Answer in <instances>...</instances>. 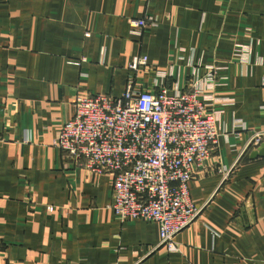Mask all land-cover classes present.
<instances>
[{"label": "crops", "instance_id": "crops-1", "mask_svg": "<svg viewBox=\"0 0 264 264\" xmlns=\"http://www.w3.org/2000/svg\"><path fill=\"white\" fill-rule=\"evenodd\" d=\"M146 16L157 26L135 35L130 20ZM137 56L167 73L169 95L223 68L211 111L223 135L189 182L207 206L176 253L158 224L117 219L111 175L68 168L55 147L77 99L122 97L133 74L135 90L158 89L153 71L131 70ZM257 133L264 0H0V264H264V139L247 148ZM235 165L224 181L218 169Z\"/></svg>", "mask_w": 264, "mask_h": 264}, {"label": "built area", "instance_id": "built-area-1", "mask_svg": "<svg viewBox=\"0 0 264 264\" xmlns=\"http://www.w3.org/2000/svg\"><path fill=\"white\" fill-rule=\"evenodd\" d=\"M157 24L152 16L130 20L135 35ZM238 47L236 56L246 64L247 48ZM142 67L160 79L158 89L135 90L133 74L122 97L98 94L77 99L74 117L63 125L55 147L68 168L85 169L92 176L111 175L117 219L158 224L161 247L176 253L178 237L207 206L194 204L189 182L223 135L218 116L212 113L219 102L214 93L223 68L213 65L205 76L187 81L186 89H173L169 95L163 83L167 73L150 68L147 56H137L130 64L134 73ZM237 125L241 126L239 121ZM263 139L264 134H255L247 148L260 146ZM235 169L236 165L218 171L225 181Z\"/></svg>", "mask_w": 264, "mask_h": 264}, {"label": "water", "instance_id": "water-1", "mask_svg": "<svg viewBox=\"0 0 264 264\" xmlns=\"http://www.w3.org/2000/svg\"><path fill=\"white\" fill-rule=\"evenodd\" d=\"M255 154V153H254Z\"/></svg>", "mask_w": 264, "mask_h": 264}]
</instances>
